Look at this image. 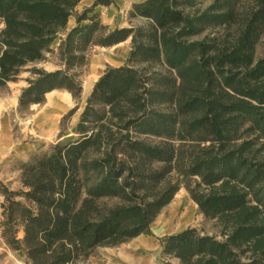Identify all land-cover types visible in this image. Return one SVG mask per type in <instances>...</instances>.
<instances>
[{"label":"trees","instance_id":"trees-1","mask_svg":"<svg viewBox=\"0 0 264 264\" xmlns=\"http://www.w3.org/2000/svg\"><path fill=\"white\" fill-rule=\"evenodd\" d=\"M80 1L0 0V88L65 34L59 69H31L20 108L55 90L77 98L87 50L131 44L125 64L95 82L75 137L21 162L19 189L0 181L5 244L27 264H81L150 235L184 187L219 235L188 227L165 237L164 258L264 264V0H143L129 18L144 23L113 30L91 8L75 14Z\"/></svg>","mask_w":264,"mask_h":264},{"label":"rangeland","instance_id":"rangeland-1","mask_svg":"<svg viewBox=\"0 0 264 264\" xmlns=\"http://www.w3.org/2000/svg\"><path fill=\"white\" fill-rule=\"evenodd\" d=\"M209 2L210 0H203L201 7L206 6ZM75 14H79L78 11H75ZM132 23L134 25L133 27H136L143 24L144 20L136 18ZM0 27H2V25H0ZM64 37L65 34H61L58 39L55 40V42L51 45L52 52L46 54L45 60L27 65L22 69L14 82H9L5 87L0 88V140H4L8 145L7 147L9 148V152L5 155V158L0 161V181L7 184L12 190H17L20 188L19 164L21 162H29L33 156L40 155L49 150V148L55 145L57 142L67 139L68 137L65 136L70 131L74 133L76 123L78 122L80 114L85 107L86 99L91 93L90 92L87 96H83L84 86L87 84L85 92L89 91L93 82L95 84V82L100 77L99 76L97 78L98 72H91V66L97 57H101L103 54H105V50H103L102 47L94 46L87 50L86 64L82 68L78 69L76 73L77 80L80 83L82 89L80 95L77 98H73L67 91L71 96L72 104L63 114L57 124L53 127V140L47 143H42L40 138L41 131L39 125H37V118L38 112L45 105V99L40 104L30 105L29 107L25 108H20L18 106V99L22 90L28 86V80L34 79V75L30 73L31 69H42L47 72L59 69V64L56 59L57 46L60 42V39H64ZM263 57L264 36H262L255 49V58L260 59ZM109 67L110 65L105 63L102 71L104 72L105 69ZM14 100H16L15 104H13ZM73 137L75 136L73 135ZM21 146H24L27 149L26 153L21 154L20 159L13 160L11 154L18 152V148ZM177 201L180 202V206L176 209V213L175 211H170ZM193 205L194 202L189 198L185 188L180 187L171 203L161 211L159 226L163 227L166 224H170L172 227L177 229V224L179 223L182 214L191 211ZM188 227L195 228L203 234L215 236L219 235L220 230L216 221L205 218L197 211L196 206L195 209L191 211L190 219L186 225V228ZM152 228L155 230V225L152 226ZM153 229H151L152 231L149 235V238L152 240L155 248L158 246L161 247L167 235L157 234ZM135 240L136 238L131 239L115 247L97 248L81 264H102L106 261L108 256H114L116 253H118L119 249L122 247H129ZM157 260L163 264H178V262L174 259L164 258L161 254L157 256ZM0 264H27L24 253L22 251H15L9 248L1 236Z\"/></svg>","mask_w":264,"mask_h":264},{"label":"crops","instance_id":"crops-1","mask_svg":"<svg viewBox=\"0 0 264 264\" xmlns=\"http://www.w3.org/2000/svg\"><path fill=\"white\" fill-rule=\"evenodd\" d=\"M142 1L143 0H110V3L107 5H94V0H81L75 7V11L81 13L84 9L91 8L92 12L89 13V15H96L97 21L102 25L107 26L111 30L115 28H131L134 26L132 22L135 20L129 18L131 7L133 4ZM75 25V18L70 17L67 22V31L75 27ZM130 47V38H128L127 40L112 47L102 48L105 50V54H103L101 57H97V59L93 61L91 72H98V78L103 73L102 70L105 63L109 64L110 67L123 66L130 51ZM93 84L87 92H85L87 84L84 86L83 96H87L91 92ZM44 103V107L38 112L37 125L40 127V138L42 143H47L53 140L52 129L71 106L72 100L70 94L67 91L55 90L45 95ZM73 135L75 136V133L70 131L65 137H68L67 139H69L73 137ZM7 146L8 145L4 140H0V161H2L5 158V155L9 152V148ZM18 150V152L11 154L13 160L20 159V155L25 154L27 149L24 146H21L18 148ZM179 206L180 202L177 201L170 211L172 210L176 213V209ZM195 206V204L192 206L191 211L195 209ZM191 211L182 214L181 219L177 224V229L172 227L170 224L160 227L159 214L157 218L151 223L150 232L152 231L151 229H153L152 226L154 225L155 230H153L157 234L169 236L183 231L186 229V225L188 224L191 216ZM161 251L162 247L158 246L155 248L152 240L149 238V235H140L136 237V240L133 241L129 247H122L114 256H108L106 261L102 264H163L157 260V256L161 254ZM172 259L177 261L179 264L177 259Z\"/></svg>","mask_w":264,"mask_h":264},{"label":"bare ground","instance_id":"bare-ground-1","mask_svg":"<svg viewBox=\"0 0 264 264\" xmlns=\"http://www.w3.org/2000/svg\"><path fill=\"white\" fill-rule=\"evenodd\" d=\"M90 82H91V80H90ZM15 102H16V100L13 101V104H15Z\"/></svg>","mask_w":264,"mask_h":264}]
</instances>
